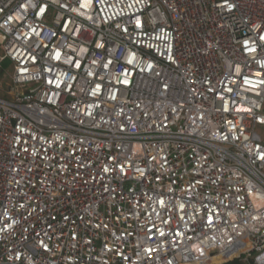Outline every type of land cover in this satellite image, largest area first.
Here are the masks:
<instances>
[{
  "label": "built area",
  "instance_id": "built-area-1",
  "mask_svg": "<svg viewBox=\"0 0 264 264\" xmlns=\"http://www.w3.org/2000/svg\"><path fill=\"white\" fill-rule=\"evenodd\" d=\"M259 127L264 0H0V264H264Z\"/></svg>",
  "mask_w": 264,
  "mask_h": 264
},
{
  "label": "trees",
  "instance_id": "trees-1",
  "mask_svg": "<svg viewBox=\"0 0 264 264\" xmlns=\"http://www.w3.org/2000/svg\"><path fill=\"white\" fill-rule=\"evenodd\" d=\"M224 264H254V263H253V260L251 258L247 259L244 256H242L240 258L233 259V260L226 262Z\"/></svg>",
  "mask_w": 264,
  "mask_h": 264
},
{
  "label": "rangeland",
  "instance_id": "rangeland-1",
  "mask_svg": "<svg viewBox=\"0 0 264 264\" xmlns=\"http://www.w3.org/2000/svg\"><path fill=\"white\" fill-rule=\"evenodd\" d=\"M10 66V62H6L5 63V67L8 68ZM257 133L262 137L263 141H264V128L263 127H259L257 128Z\"/></svg>",
  "mask_w": 264,
  "mask_h": 264
},
{
  "label": "crops",
  "instance_id": "crops-1",
  "mask_svg": "<svg viewBox=\"0 0 264 264\" xmlns=\"http://www.w3.org/2000/svg\"><path fill=\"white\" fill-rule=\"evenodd\" d=\"M235 259H236V258H235ZM231 260H233V259H230V260H228V261H226V262H229V261H231ZM226 262H224V263H226ZM224 263H223V264H224Z\"/></svg>",
  "mask_w": 264,
  "mask_h": 264
},
{
  "label": "bare ground",
  "instance_id": "bare-ground-1",
  "mask_svg": "<svg viewBox=\"0 0 264 264\" xmlns=\"http://www.w3.org/2000/svg\"><path fill=\"white\" fill-rule=\"evenodd\" d=\"M213 260L217 261V260H218V258H216V257H215Z\"/></svg>",
  "mask_w": 264,
  "mask_h": 264
}]
</instances>
